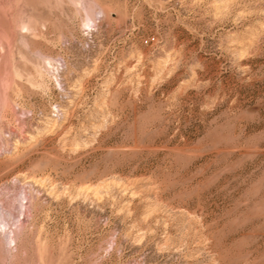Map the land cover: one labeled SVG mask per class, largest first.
Segmentation results:
<instances>
[{"label": "rangeland", "instance_id": "1", "mask_svg": "<svg viewBox=\"0 0 264 264\" xmlns=\"http://www.w3.org/2000/svg\"><path fill=\"white\" fill-rule=\"evenodd\" d=\"M0 264H264V0H0Z\"/></svg>", "mask_w": 264, "mask_h": 264}]
</instances>
